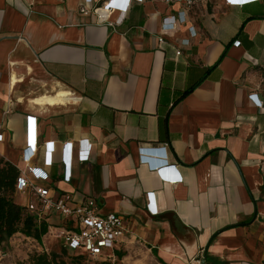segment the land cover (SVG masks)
Wrapping results in <instances>:
<instances>
[{
    "label": "crops",
    "instance_id": "obj_1",
    "mask_svg": "<svg viewBox=\"0 0 264 264\" xmlns=\"http://www.w3.org/2000/svg\"><path fill=\"white\" fill-rule=\"evenodd\" d=\"M85 1L0 0V158L26 170L29 117H36L34 165L44 164L45 142L55 141L56 150L50 179L29 174L31 182L123 214L125 240L142 242L167 264H200L219 230L207 264H264V17L248 20L264 15V0L203 2L163 46L162 19L180 4L138 0L108 25L80 11ZM83 139L92 150L81 163ZM66 142H73L69 181ZM164 142L165 167H175L178 183L140 161L142 147ZM31 198L15 194L21 205Z\"/></svg>",
    "mask_w": 264,
    "mask_h": 264
},
{
    "label": "built area",
    "instance_id": "obj_2",
    "mask_svg": "<svg viewBox=\"0 0 264 264\" xmlns=\"http://www.w3.org/2000/svg\"><path fill=\"white\" fill-rule=\"evenodd\" d=\"M136 1L138 0H101L93 4V0H86V5H82L80 11L84 14L93 11L98 17L97 23L114 25L115 22L111 20L112 15L115 12H119L120 16L118 22L124 20L133 3ZM160 1L168 5H181V9L178 12L166 15L162 19V28L158 35V42L163 46L168 43L167 37L172 34L179 25L188 22V13L190 10L210 0ZM255 1L259 0H226L227 4L238 6H244ZM89 4H92L91 8L88 6ZM189 31L192 37L197 35L194 26L189 27ZM181 42L184 45H188L190 39H183ZM234 43L240 45L241 42L240 40H236ZM182 53L183 51L181 48H176L177 56L182 55ZM250 98L256 99V101L253 100V102L257 106L263 107V101L258 99L257 94H250ZM36 119V117H29L28 144L23 153L26 170L21 171L17 178V192L23 194L31 193L32 198L25 206L35 215L38 221L44 219L52 220L53 217L58 219L59 223H52L49 225L48 232L44 237L48 236L54 238L67 249L78 250L91 258L109 261V263L111 261L116 262V251H120L121 245L125 242V238L128 235V220L123 214L117 212L101 213L99 204L94 198L86 199L81 202H74L70 194L53 195L49 187H42L30 181L28 177L29 174L35 179H50V173L46 168L52 166L53 154L56 150L55 141L45 142L43 144L46 154L44 164L43 166L34 165L33 160L40 147ZM2 140L3 134L0 133V141ZM168 148L169 143L167 142L161 143L159 146L149 148L142 147L140 149V161L146 164L149 169L157 170V173L160 174L163 179L178 183L181 178L176 172H173L176 171L175 167H165L168 166L170 162L167 155ZM91 150L92 143H89L87 139L81 140L77 154L78 160L81 163L88 161L91 156ZM147 153H157L162 155V157L155 159ZM73 158V142H66L64 145L63 162L68 171V175H65V179L68 181L71 179V164ZM149 195L152 199V203H149L148 206L152 209V213H155L156 209L153 201L154 193L149 192L148 197ZM23 235L24 238L28 240L41 243L31 236ZM38 251H49V248L43 247L38 249Z\"/></svg>",
    "mask_w": 264,
    "mask_h": 264
},
{
    "label": "trees",
    "instance_id": "obj_3",
    "mask_svg": "<svg viewBox=\"0 0 264 264\" xmlns=\"http://www.w3.org/2000/svg\"><path fill=\"white\" fill-rule=\"evenodd\" d=\"M258 17H264V15L251 16L248 20ZM242 33L243 29L236 38L238 39ZM224 55L225 53L223 56ZM211 69L212 68L207 69L204 77ZM201 80L185 90L179 99H182L193 91ZM20 173L21 170L12 161L2 157L0 158V247L16 233H23L42 242L44 235L48 232L49 225L52 223H59L58 219L54 217L52 220L44 219L38 221L35 215L31 213L25 205H21L15 200L17 178ZM153 253L162 264H167L158 256L156 251L153 250ZM116 255L117 260L115 264L124 257V252L116 251ZM86 256V254L78 250H70L63 245L54 244L49 251L33 252L29 261L30 264H67V258H71L72 261H75L76 259H82ZM206 258H208V255Z\"/></svg>",
    "mask_w": 264,
    "mask_h": 264
},
{
    "label": "rangeland",
    "instance_id": "obj_4",
    "mask_svg": "<svg viewBox=\"0 0 264 264\" xmlns=\"http://www.w3.org/2000/svg\"><path fill=\"white\" fill-rule=\"evenodd\" d=\"M19 201L20 197L17 195ZM54 244L61 245L54 238L44 237L41 243L24 238L21 233H16L11 239H8L0 247V264H30V256L38 249L48 247L49 249ZM120 251L124 252V257L117 261L116 264H158L153 253L149 251L146 245L138 240H125L121 245ZM106 262V263H105ZM110 263H115L111 261ZM109 261H101L86 256L82 259L72 261L67 258V264H110Z\"/></svg>",
    "mask_w": 264,
    "mask_h": 264
},
{
    "label": "water",
    "instance_id": "obj_5",
    "mask_svg": "<svg viewBox=\"0 0 264 264\" xmlns=\"http://www.w3.org/2000/svg\"><path fill=\"white\" fill-rule=\"evenodd\" d=\"M222 231H223V230H219V231L215 232V233L211 236L210 240L208 241V243H207V245H206V247H205V257H203V258L200 260V264H207L206 256H207V251H208V249H209V246H210V244L212 243V241L214 240V238H215L216 236H218Z\"/></svg>",
    "mask_w": 264,
    "mask_h": 264
}]
</instances>
